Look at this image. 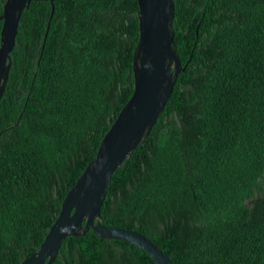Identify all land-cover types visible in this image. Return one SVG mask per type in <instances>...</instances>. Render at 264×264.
<instances>
[{
	"label": "trees",
	"instance_id": "16d2710c",
	"mask_svg": "<svg viewBox=\"0 0 264 264\" xmlns=\"http://www.w3.org/2000/svg\"><path fill=\"white\" fill-rule=\"evenodd\" d=\"M54 4L46 39L51 3L24 12L0 102V264L39 249L134 92L137 0ZM175 8L186 70L113 174L102 217L147 236L173 264H264V0ZM53 264L156 263L91 230L68 237Z\"/></svg>",
	"mask_w": 264,
	"mask_h": 264
},
{
	"label": "water",
	"instance_id": "95a60500",
	"mask_svg": "<svg viewBox=\"0 0 264 264\" xmlns=\"http://www.w3.org/2000/svg\"><path fill=\"white\" fill-rule=\"evenodd\" d=\"M32 2L51 3L46 39L55 12V0H7L3 5L0 15V21H3L0 34V102L12 68L11 54L16 46L20 21ZM137 2L140 33L133 57V95L101 141L95 159L66 195L60 214L39 249L21 264H53L68 237L84 236L91 230L101 239L125 241L139 247L156 264H173L147 236L106 225L101 214L113 174L149 137L174 92L179 75L186 70L175 43V0Z\"/></svg>",
	"mask_w": 264,
	"mask_h": 264
}]
</instances>
